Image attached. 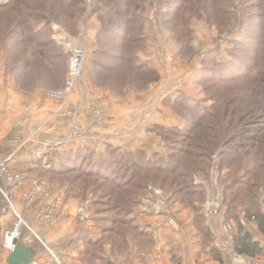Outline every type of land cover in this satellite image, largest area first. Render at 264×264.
I'll use <instances>...</instances> for the list:
<instances>
[{
    "label": "rangeland",
    "instance_id": "obj_1",
    "mask_svg": "<svg viewBox=\"0 0 264 264\" xmlns=\"http://www.w3.org/2000/svg\"><path fill=\"white\" fill-rule=\"evenodd\" d=\"M129 1L133 19L128 34L135 38L128 49L133 58L130 66L118 57L121 49H114L118 39L110 36L111 29L113 35L119 29L115 28L120 20L114 10L128 5L124 6L123 0H0V114L12 111L26 129L43 132L42 145L36 151L39 169L33 187L44 194L62 188L78 200L77 216L84 206L85 218H79L89 226L81 239L84 261L234 264L233 237L239 222L232 210H238L242 223L256 237L258 232L255 223L244 219L241 199L231 203L240 185L234 182L229 143L222 142L214 152L207 153L197 151L193 143L190 149L199 156H187L179 148L187 146L185 134L197 118L201 119L200 114L213 112L229 96L227 83L220 101L214 97L212 85L207 83L213 72L229 74L227 68L232 64L248 62L246 54L235 51L234 46L246 36L249 14L242 11L241 0H230V19L229 0H221L222 6L201 0L183 10L177 9L181 0ZM171 2L179 3L175 13ZM76 52H82L84 60L80 74L71 79ZM87 82L122 98L133 92L140 98L146 95L144 106L139 101L135 127L130 129L138 133L130 142L135 148L112 141L96 153L98 141L103 142L102 136L95 135L96 129L110 119L102 105L88 112L94 115V121L82 119L87 117L82 105L89 92ZM245 82H231L230 95L238 90L240 94ZM70 99L75 102L74 108L66 104ZM248 120L251 117L245 122ZM89 123L92 128L86 129ZM255 123L260 124L259 120ZM127 128L123 121L117 131ZM88 136L96 139L92 147ZM103 159L106 173L125 160L140 161L148 167L131 183L121 177L119 183L129 185L118 191L120 203L110 202L107 185L98 190L93 181L77 183L58 172L70 166L77 168L83 161L94 169ZM157 160L170 166L179 161L177 176L183 166L189 167L190 186L177 189L170 169ZM152 161H156L154 165L149 164ZM242 170H236L238 176ZM104 194L109 205L106 212L101 205ZM113 209L119 213L114 216L120 217L115 233L109 231ZM244 259L243 264H264V256Z\"/></svg>",
    "mask_w": 264,
    "mask_h": 264
},
{
    "label": "trees",
    "instance_id": "obj_2",
    "mask_svg": "<svg viewBox=\"0 0 264 264\" xmlns=\"http://www.w3.org/2000/svg\"><path fill=\"white\" fill-rule=\"evenodd\" d=\"M181 1V6L179 3L171 2L170 7H174L175 9L172 13L182 8L184 9L188 4L201 2V0ZM130 2L123 0L124 6L128 3L125 9H120L119 7L114 10V14L117 13L115 16L118 15L120 20L115 28L119 27V29L115 31L116 35H113V29L110 31V36L114 37L112 39H118V43L114 46V49H121L118 57H122L128 63L133 59L132 53L128 50L130 49L129 45L135 39L134 36L128 34L131 30L129 25L133 19ZM222 2L224 1L212 0L211 6L215 4L222 6ZM177 4L179 5L178 10H176ZM241 4L242 11L249 14L245 23L246 36L243 41L236 42L234 47L235 51L239 52L241 50V52L246 54L248 62L239 61L237 64H232L227 68L229 74H223L220 71L213 72L212 78L207 81V83H211L212 85L210 91L220 101V98L227 92V87L224 84L229 83V96L227 94L223 98L222 104L219 106L217 104L213 112L208 113L207 111L200 114L201 119L197 118L193 122V127L185 134V138L188 139L187 146L179 148V151L185 153L187 156H199L196 150L203 151L202 153L214 152L220 143H229L230 151L228 154H233L230 164L233 167V175L236 176L234 182L236 185H240L235 195L232 196L231 203L233 204L236 200L241 199V202L244 204V219L255 223L257 231L264 235V0H241ZM231 6L232 2L229 0V19L233 15L230 10ZM112 17L110 16V18ZM233 56L236 58L235 53ZM127 65L130 66L131 63ZM114 68V66L111 67V70ZM243 79L246 82L243 84L242 89H240L241 93L239 94L238 90L237 94L230 95L232 90L231 82ZM234 104L240 106L235 107ZM247 117H251V120L245 122ZM256 120H259L260 124L257 125L255 123ZM200 128L202 130L198 132ZM232 129L233 132H231ZM239 139L244 140L239 141ZM193 143H196L198 149H190L193 148ZM104 161V159L99 160L94 169H90L88 162L83 161L77 164V168L70 166L58 172L62 175L70 176L77 183L84 180L87 183L93 181L92 183L95 184L98 190L105 189L107 185L108 197L112 198L110 202L120 203V199L116 198V196H119L118 191L122 187L125 188L129 185L128 182L119 183L121 177L122 179L127 178L126 180L131 183L133 177L145 173L148 167H145L140 161L129 163L130 160H125V162L119 161L121 163L115 169H109L110 171L106 173L104 172ZM155 162L152 161L149 164L154 165ZM157 163L161 164L162 161L157 160ZM161 165L165 166L164 168L170 169V176L177 183L175 185L177 189H184L190 186L191 174L189 175V167L183 166L181 169L182 174L177 176L176 172L180 169L179 161L177 164L172 163L171 166ZM239 168H243L240 176H238V172L236 171ZM118 170H122V173L116 175ZM180 176H183V178L181 179ZM114 182L117 184H114ZM101 201L104 202L101 204L102 209L106 212L109 205H106L105 194L102 196ZM115 213L119 214L118 211L114 212L113 209V217L111 218L113 224L109 230L113 233H115V226L120 224V217H115ZM231 213L239 222L238 231L233 237L236 253L249 257L263 255L264 247L261 242L254 239L253 232L242 223L238 210L235 208Z\"/></svg>",
    "mask_w": 264,
    "mask_h": 264
},
{
    "label": "crops",
    "instance_id": "obj_3",
    "mask_svg": "<svg viewBox=\"0 0 264 264\" xmlns=\"http://www.w3.org/2000/svg\"><path fill=\"white\" fill-rule=\"evenodd\" d=\"M87 88L89 90L87 99H83L82 102L87 109V113L85 111L87 117L82 119L94 121V115L88 112L96 105H102V110L110 119L107 125L99 127L96 129L97 133H94L97 137H103V142H96V153L104 151L103 145L112 141L129 146L128 149L135 148L130 142L138 137V133L130 129L135 127L133 121L137 117L139 101L142 102L140 106H144L146 95L140 98L133 92L122 98L112 95L107 90L95 89L90 82H87ZM66 104L74 108L75 102L70 99ZM3 113L0 114V264H8V255L3 247V235L7 229L13 227L17 216L27 222L22 241L33 249V260L38 264H91L82 259L85 246L81 239L89 230V226L81 223L76 214L78 200L67 195L62 188L44 194L33 187L35 180L38 179L39 162L36 151L42 145L43 132L36 128L26 129L25 125L19 122L18 115L12 111L8 114ZM123 121L128 128L118 132L117 128ZM91 128V124L86 126V129ZM88 138L89 146L95 145V137ZM57 153L62 152L58 150ZM29 238L30 242L27 240ZM254 239L261 242L264 247V235L258 232ZM229 244L232 246L230 241ZM262 256L264 255L255 258ZM244 260L246 259H241L242 264ZM115 262L120 264L116 260Z\"/></svg>",
    "mask_w": 264,
    "mask_h": 264
},
{
    "label": "built area",
    "instance_id": "obj_4",
    "mask_svg": "<svg viewBox=\"0 0 264 264\" xmlns=\"http://www.w3.org/2000/svg\"><path fill=\"white\" fill-rule=\"evenodd\" d=\"M80 55H81V59H79ZM74 56H75L74 57L75 59H74V61L72 60L73 62H72V67H71V71H70L71 79H74L76 76H78V74H80L81 69H82L83 60H84V54L82 52H76ZM71 83H72V81H71ZM77 212H78V216L80 219L85 218L83 205L78 209ZM26 226H27V222L24 220V218L17 216V221H16L15 225L11 229H7L4 232L3 247L6 250L7 255L14 251V249L16 247L15 241H17V240L22 241L23 232H24V229ZM27 240L30 242L29 239H27ZM242 258H245V256L239 255L235 252L234 257H233L234 264H242L241 263ZM31 264H38V263L33 260V262Z\"/></svg>",
    "mask_w": 264,
    "mask_h": 264
},
{
    "label": "water",
    "instance_id": "obj_5",
    "mask_svg": "<svg viewBox=\"0 0 264 264\" xmlns=\"http://www.w3.org/2000/svg\"><path fill=\"white\" fill-rule=\"evenodd\" d=\"M16 247L13 252L8 254V264H31L33 262L34 251L23 241H15Z\"/></svg>",
    "mask_w": 264,
    "mask_h": 264
},
{
    "label": "bare ground",
    "instance_id": "obj_6",
    "mask_svg": "<svg viewBox=\"0 0 264 264\" xmlns=\"http://www.w3.org/2000/svg\"><path fill=\"white\" fill-rule=\"evenodd\" d=\"M79 59H81V55L79 56ZM29 240H30V238H29ZM31 241V240H30Z\"/></svg>",
    "mask_w": 264,
    "mask_h": 264
}]
</instances>
